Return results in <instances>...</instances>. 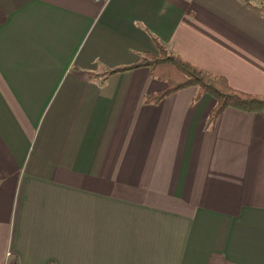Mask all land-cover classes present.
Returning <instances> with one entry per match:
<instances>
[{
	"label": "crops",
	"instance_id": "0c3cea01",
	"mask_svg": "<svg viewBox=\"0 0 264 264\" xmlns=\"http://www.w3.org/2000/svg\"><path fill=\"white\" fill-rule=\"evenodd\" d=\"M264 0H0V264H264V113L158 104V41L264 96Z\"/></svg>",
	"mask_w": 264,
	"mask_h": 264
},
{
	"label": "trees",
	"instance_id": "16d2710c",
	"mask_svg": "<svg viewBox=\"0 0 264 264\" xmlns=\"http://www.w3.org/2000/svg\"><path fill=\"white\" fill-rule=\"evenodd\" d=\"M255 8L264 14V3ZM156 42L158 53H145L135 65L117 67L104 73L92 74V76L103 77L105 80L118 72L145 67L149 69L153 79L166 83L162 89L145 95L144 101L148 104H158L181 90L196 87L197 93L194 102L201 99L205 94L213 96L216 100L209 115V127L216 125L228 107L246 112L264 113V96L238 90L229 83L226 77L206 71L182 55L171 51L167 46Z\"/></svg>",
	"mask_w": 264,
	"mask_h": 264
},
{
	"label": "built area",
	"instance_id": "2783aa9c",
	"mask_svg": "<svg viewBox=\"0 0 264 264\" xmlns=\"http://www.w3.org/2000/svg\"><path fill=\"white\" fill-rule=\"evenodd\" d=\"M98 2H107L108 0H96Z\"/></svg>",
	"mask_w": 264,
	"mask_h": 264
}]
</instances>
